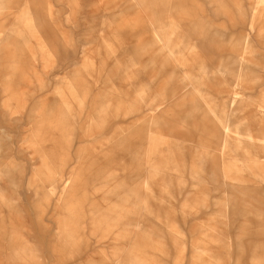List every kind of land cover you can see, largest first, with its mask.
<instances>
[{
  "label": "rangeland",
  "instance_id": "374dc122",
  "mask_svg": "<svg viewBox=\"0 0 264 264\" xmlns=\"http://www.w3.org/2000/svg\"><path fill=\"white\" fill-rule=\"evenodd\" d=\"M0 264H264V0H0Z\"/></svg>",
  "mask_w": 264,
  "mask_h": 264
},
{
  "label": "crops",
  "instance_id": "0c3cea01",
  "mask_svg": "<svg viewBox=\"0 0 264 264\" xmlns=\"http://www.w3.org/2000/svg\"><path fill=\"white\" fill-rule=\"evenodd\" d=\"M207 29L208 28H206L205 27V33H210V31H207ZM221 30H223V32L225 31L224 30V26L221 28ZM156 36H154L156 39H159L160 41H161V32L159 31V32H157V31H154L153 32ZM187 36H188V38H189V40H190V42H192V44H193V47L195 48V50H197L196 48H197V46H198V40H197V38H194L193 36H192V29H190V30H188L187 31V34H186ZM215 40H216V38H214ZM223 42H224V40H223ZM223 54H224V52H222V54H221V56H220V61H223ZM203 58H204V61L205 60H208L206 57H204L203 56ZM220 79V78H219ZM221 81V80H220ZM221 92H223V94H224V90H223V88H222V86H221ZM210 100V99H209ZM211 102H212V100H210ZM224 101H225V99H224ZM224 101H223V111H221L220 113H219V115H218V119L219 120H217L219 123H221V126H222V124H223V122H224V113H225V111H224ZM167 102V101H166ZM171 103V101L169 102V103H167L165 106V109L164 110H166L167 108V110L164 112V113H167V112H171L172 114H173V109H175V107L178 105V103H179V100L178 101H176L174 104H170ZM160 104H162V103H160ZM192 112H194L193 110H192ZM192 116V115H191ZM193 122L194 121H197V120H192ZM203 121V120H202ZM195 123V122H194ZM200 124H201V121H200ZM224 128V126H222V129Z\"/></svg>",
  "mask_w": 264,
  "mask_h": 264
},
{
  "label": "bare ground",
  "instance_id": "6f19581e",
  "mask_svg": "<svg viewBox=\"0 0 264 264\" xmlns=\"http://www.w3.org/2000/svg\"><path fill=\"white\" fill-rule=\"evenodd\" d=\"M178 14H180V13H178ZM180 16V15H179ZM183 17V16H182ZM181 22V21H180ZM208 40V39H207ZM207 42H210L209 40L207 41ZM248 42H249V40H248ZM248 42H246L245 43V49H247V45H248ZM208 47V46H207ZM225 50H226V42H225V40H224V42H223V52H225ZM224 66H225V64H224V62L223 61H220V59H219V61H218V63H217V69L214 71V72H211V71H209V70H207L206 71V73H207V76L208 77H212V78H214V77H217V78H220V76L221 75H223L222 74V70H223V68H224ZM207 68H206V66H205V70H206ZM218 71V72H217ZM237 98L236 97H233L232 99H231V101L230 102H228L227 100H225L224 101V111L226 110V105H229V106H231L232 107V109L233 110H236V109H238V101L236 100ZM208 103H212L210 100L208 101ZM207 103V104H208ZM224 115H225V113H224ZM218 116V115H217ZM224 130H225V133L226 134H228L229 133V131L231 132V133H233V131H231L230 129H229V127L228 128H223ZM225 134V135H226ZM228 135H230V134H228ZM227 135V136H228ZM223 148H224V145H223ZM225 149V148H224ZM238 180V179H237ZM239 181V180H238ZM240 182H241V179H240ZM146 186V185H145ZM161 201V200H160ZM69 205V204H68ZM68 208V207H67ZM101 221V220H100ZM100 221H99V219L97 218V217H94V219L92 220V223H100ZM74 222H76V221H74ZM77 223V222H76Z\"/></svg>",
  "mask_w": 264,
  "mask_h": 264
}]
</instances>
